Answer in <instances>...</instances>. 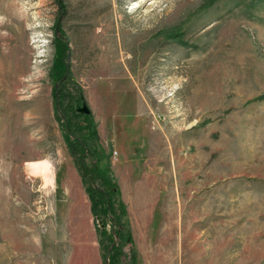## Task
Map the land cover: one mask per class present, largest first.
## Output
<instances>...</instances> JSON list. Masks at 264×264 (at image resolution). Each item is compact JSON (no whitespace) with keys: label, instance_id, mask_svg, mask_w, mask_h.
Segmentation results:
<instances>
[{"label":"rangeland","instance_id":"1","mask_svg":"<svg viewBox=\"0 0 264 264\" xmlns=\"http://www.w3.org/2000/svg\"><path fill=\"white\" fill-rule=\"evenodd\" d=\"M62 1L67 89L90 108L137 264H264V4ZM58 14L0 0V264H104L72 152L85 134L55 109Z\"/></svg>","mask_w":264,"mask_h":264},{"label":"trees","instance_id":"2","mask_svg":"<svg viewBox=\"0 0 264 264\" xmlns=\"http://www.w3.org/2000/svg\"><path fill=\"white\" fill-rule=\"evenodd\" d=\"M59 6V14L55 21L53 44L55 51L52 57L49 75L51 80L57 87L53 90V98L55 102V109L57 116L62 120L65 129L70 131L69 136L73 134H80L83 132L85 138L76 136L77 142H74L73 153L77 154L78 170L84 180L85 190L90 199V209L95 218H99L101 228L99 229L100 244L103 250L104 264H122L125 255L124 248L129 246V260L130 264H137L136 254L133 250V238L131 230L123 221L126 215V208L124 203L118 199L120 195V188L115 179L110 176L109 167L101 166L103 154L95 148L91 150L90 154L85 153L86 150L91 149L97 140V131L94 130L92 120H85L84 125L78 124L80 121L76 120L73 123L74 128H67V120L69 117L76 119L74 105L81 94H72L67 86L69 80V56L70 46L66 34L61 29L60 15L65 12V6L62 0H57ZM211 3V0H208ZM264 4V0H253ZM179 36L178 33L174 37ZM67 74V75H66ZM66 75V76H65ZM82 134V133H81ZM68 136V138H69ZM72 142V141H71ZM85 142L87 145H85ZM73 143V142H72ZM90 146V147H89ZM89 158L90 162L86 163L85 159ZM109 222V223H108ZM108 224L110 230H107Z\"/></svg>","mask_w":264,"mask_h":264},{"label":"flooded vegetation","instance_id":"3","mask_svg":"<svg viewBox=\"0 0 264 264\" xmlns=\"http://www.w3.org/2000/svg\"><path fill=\"white\" fill-rule=\"evenodd\" d=\"M83 103H84V100H83V99H80V102H79L78 104H79V105H83ZM76 113H77V115H79V117H80L81 119H86V118H90V117H91V112H90L89 114H86V113H80V112H76ZM70 127L73 128V125L71 124ZM75 139H76L75 141H78L77 138H75ZM85 145H87L86 142H85ZM87 146H88V145H87ZM89 147H90V146H89ZM93 149H94V147L92 146L91 149L86 150L85 153L90 154V153H91V150H93ZM87 159H88V158H86V160H85L86 163L89 162V160H87Z\"/></svg>","mask_w":264,"mask_h":264},{"label":"water","instance_id":"4","mask_svg":"<svg viewBox=\"0 0 264 264\" xmlns=\"http://www.w3.org/2000/svg\"><path fill=\"white\" fill-rule=\"evenodd\" d=\"M76 110L77 112H80V113H86V114L90 113V108L88 107L86 103H83V105L81 107H78Z\"/></svg>","mask_w":264,"mask_h":264},{"label":"bare ground","instance_id":"5","mask_svg":"<svg viewBox=\"0 0 264 264\" xmlns=\"http://www.w3.org/2000/svg\"><path fill=\"white\" fill-rule=\"evenodd\" d=\"M167 241H168V240H167ZM166 250H167V249H166ZM167 253L169 254L170 251H167ZM173 258L175 259V257H174V253L170 254V256H168V257L166 258V260L164 261L163 264H174V260H173ZM170 261H172V262H170Z\"/></svg>","mask_w":264,"mask_h":264}]
</instances>
